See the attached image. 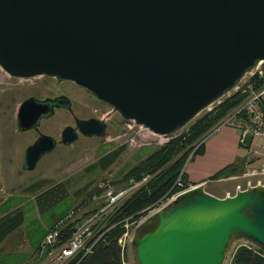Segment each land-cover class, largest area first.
I'll return each mask as SVG.
<instances>
[{
	"label": "water",
	"instance_id": "95a60500",
	"mask_svg": "<svg viewBox=\"0 0 264 264\" xmlns=\"http://www.w3.org/2000/svg\"><path fill=\"white\" fill-rule=\"evenodd\" d=\"M264 60V0H0V68L9 76L67 80L153 134H173ZM54 103V105H49ZM64 95L23 99L19 131L34 129ZM76 132L101 136L105 123L74 119ZM37 132L24 148L32 170L53 149ZM264 251V182L216 197L200 183L149 215L130 244L135 264H222L231 239Z\"/></svg>",
	"mask_w": 264,
	"mask_h": 264
},
{
	"label": "rangeland",
	"instance_id": "374dc122",
	"mask_svg": "<svg viewBox=\"0 0 264 264\" xmlns=\"http://www.w3.org/2000/svg\"><path fill=\"white\" fill-rule=\"evenodd\" d=\"M58 95H64L69 100V109L62 106L53 108L52 115L39 119L37 131L31 128L17 130L15 113L23 99L28 96L38 100L53 99ZM202 113L200 111L195 118ZM75 118L102 120L105 123L103 135L83 136L75 129L77 136L73 142L70 144L58 142L64 126L75 128ZM191 122L174 132V135ZM37 132L52 137L56 143L52 150L37 160L32 170H26L22 167L24 148L35 139ZM166 140V136L153 134L131 120H123L109 105L100 102L71 81H56L54 77L45 75L15 78L0 68V217L13 211H20L23 216L22 223L0 242V264H31L45 230H49L52 225H65L76 218L81 219L83 213L98 209L103 204L104 197L101 195L102 189L106 186L97 189V185H103L107 181V184L111 182L112 187L120 186L122 182L119 179L122 175L143 163L146 157ZM242 141L244 143L238 146L240 155L245 154L247 137ZM121 146L123 150L114 163L106 170H99L95 165L96 160L106 152ZM146 180L147 177H144L138 183L142 184ZM57 182L65 185L66 198L43 214H38L33 204L34 193L40 186L45 188ZM233 182L227 180L212 184L219 188H229L234 185ZM235 182L242 184L241 179ZM34 183L38 185L32 188ZM174 185L179 188L182 186L175 184V181ZM187 188L189 187L170 194L169 197L162 199L160 204L167 203L168 206L172 195L176 196ZM232 191L233 189L227 190L225 193L230 194ZM100 203L102 204L99 205ZM156 208L157 206L139 219L138 224L153 214ZM90 212L86 216L92 213ZM121 221L123 224L127 219L123 218ZM136 226L133 222H128L127 236L125 234L123 237H126L124 239L122 237L124 264H135L130 240ZM247 243L251 242L242 236L233 237L222 264L229 263L236 246Z\"/></svg>",
	"mask_w": 264,
	"mask_h": 264
},
{
	"label": "trees",
	"instance_id": "16d2710c",
	"mask_svg": "<svg viewBox=\"0 0 264 264\" xmlns=\"http://www.w3.org/2000/svg\"><path fill=\"white\" fill-rule=\"evenodd\" d=\"M239 99V95L233 93L224 97L209 111L203 109V113L196 118L194 117L195 119L193 118L192 122L189 121L191 123L185 129L175 135L174 133L167 135L165 143L149 154L143 163L122 175L119 179L122 183H126L129 179L133 182H140L144 177H147V180L127 196L109 216V219L105 221V226L111 225V227L106 229L99 237L93 251L81 258L76 264H124L123 247L121 248L117 242L118 237L124 230L121 220L126 218L128 222L135 224L139 219L145 217L150 210L155 208L160 200L169 197L170 194L179 189L190 186L183 172V166L185 167L186 162L191 160L193 156L202 153L203 143L192 151L195 141L234 106ZM122 150L123 147L121 146L106 152L96 160L95 165L99 170H106L114 163ZM191 151L192 153L190 154ZM240 167L242 170V164H240ZM235 169H237L236 166H226L210 178L226 177L236 171ZM178 175L182 183L180 188L174 185ZM34 185L35 183L32 188H35L38 184ZM66 196L67 190L62 182L50 184L45 188L40 186L39 190L33 195L35 210L38 214H43L54 204L66 198ZM96 210L97 208H94L91 212L93 213ZM88 212L90 211L83 213L81 217L86 216ZM77 220L79 218L63 225V233L69 231ZM22 221L23 216L20 211L7 212L0 217V242L18 227ZM75 262L76 259L67 264H74ZM228 264H264V251L251 243L239 244L233 250Z\"/></svg>",
	"mask_w": 264,
	"mask_h": 264
},
{
	"label": "built area",
	"instance_id": "2783aa9c",
	"mask_svg": "<svg viewBox=\"0 0 264 264\" xmlns=\"http://www.w3.org/2000/svg\"><path fill=\"white\" fill-rule=\"evenodd\" d=\"M242 78L221 99L204 108L205 111H209L224 97L233 93L240 97L234 106L195 141L192 149L193 151L222 127H229L238 132V145H242L244 143L242 140L247 137L248 142L244 146L243 168L240 175L235 177L240 178L242 184L236 183L234 191L247 186L261 185L264 182V60L258 61ZM176 183L180 186L182 184L179 175L175 179ZM139 185L141 184L131 179L118 187H112L111 182L107 184V181L103 185L98 184L97 189L106 186L102 189L103 204L95 212L77 220L66 233H63V225L60 224L45 230L43 240L38 245L31 264H67L74 259H76L74 263L76 264L93 251L99 237L111 227V225L105 226L107 218ZM174 197L175 195H172L168 202L172 203ZM161 201L154 212L167 206V203L161 205ZM137 224L138 221L134 225ZM122 226L125 231L117 239L121 248L123 246L122 237L125 234L127 236L128 222L126 221Z\"/></svg>",
	"mask_w": 264,
	"mask_h": 264
},
{
	"label": "crops",
	"instance_id": "0c3cea01",
	"mask_svg": "<svg viewBox=\"0 0 264 264\" xmlns=\"http://www.w3.org/2000/svg\"><path fill=\"white\" fill-rule=\"evenodd\" d=\"M237 137L238 133L235 129L222 127L203 142L202 153L193 156L183 170L190 186L200 183L206 192L216 197L228 195V193H225L227 190L233 189L230 194L234 192V185L237 183L235 180L240 179L235 177H238L241 173L240 164L243 163L244 155V153L240 155ZM229 165L236 166V171L226 177L210 178L220 169ZM227 180L234 181V185L229 188H219L212 184V182Z\"/></svg>",
	"mask_w": 264,
	"mask_h": 264
},
{
	"label": "flooded vegetation",
	"instance_id": "af4514ba",
	"mask_svg": "<svg viewBox=\"0 0 264 264\" xmlns=\"http://www.w3.org/2000/svg\"><path fill=\"white\" fill-rule=\"evenodd\" d=\"M71 83H73V82H71ZM74 84V83H73ZM75 85V84H74ZM75 86H77V85H75ZM78 87H80V86H78ZM84 89V88H83ZM86 90V89H85ZM87 91V90H86ZM88 92V91H87ZM91 96H93L90 92H88ZM101 102V101H100ZM49 105H54V103H49ZM62 107H64V106H62Z\"/></svg>",
	"mask_w": 264,
	"mask_h": 264
},
{
	"label": "clouds",
	"instance_id": "9594fccd",
	"mask_svg": "<svg viewBox=\"0 0 264 264\" xmlns=\"http://www.w3.org/2000/svg\"><path fill=\"white\" fill-rule=\"evenodd\" d=\"M242 166H243V165H242ZM241 171H242V170H241ZM191 186H192V185H191ZM188 187H190V186H188ZM243 189H244V188H243ZM234 192H235V191H234ZM234 192H233V193H234ZM233 193H232V194H233ZM232 194H228V195H232ZM228 195H225V196H228ZM172 203H173V202H172ZM172 203H170L169 205H171ZM169 205H168V206H169ZM163 209H164V208H163ZM161 210H162V209H161ZM157 211H159V210H157ZM155 212H156V211H155ZM155 212H154V213H155Z\"/></svg>",
	"mask_w": 264,
	"mask_h": 264
},
{
	"label": "bare ground",
	"instance_id": "6f19581e",
	"mask_svg": "<svg viewBox=\"0 0 264 264\" xmlns=\"http://www.w3.org/2000/svg\"><path fill=\"white\" fill-rule=\"evenodd\" d=\"M232 239H233V238H232ZM232 239H231V240H232Z\"/></svg>",
	"mask_w": 264,
	"mask_h": 264
}]
</instances>
